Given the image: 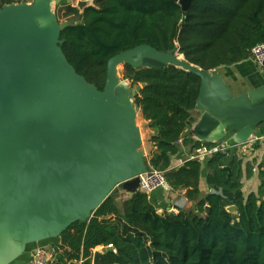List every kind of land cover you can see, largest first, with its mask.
Here are the masks:
<instances>
[{"label":"trees","instance_id":"1","mask_svg":"<svg viewBox=\"0 0 264 264\" xmlns=\"http://www.w3.org/2000/svg\"><path fill=\"white\" fill-rule=\"evenodd\" d=\"M11 2L0 0V7ZM63 16L71 23L60 32V47L76 72L99 90L108 59L139 44L160 51L176 46L187 62L212 70L249 59L251 48L264 42V0H193L186 10L178 0H93L82 10L67 6ZM121 74L132 87L141 85L134 105L148 121L153 132L148 141L155 147L144 157L147 168L162 171L192 207L159 212L144 192L112 194L86 222H73L58 237L63 260L93 264V249L102 246L97 264H264V161L256 166L257 191L246 196L242 161L229 150L173 167L171 158L182 157L179 141L191 151L213 145L186 132L194 121L200 78L173 65L124 64ZM204 161L206 183L218 188L207 194L199 189ZM254 167L246 164V177ZM230 205L234 213L227 210Z\"/></svg>","mask_w":264,"mask_h":264},{"label":"water","instance_id":"2","mask_svg":"<svg viewBox=\"0 0 264 264\" xmlns=\"http://www.w3.org/2000/svg\"><path fill=\"white\" fill-rule=\"evenodd\" d=\"M61 1L0 7V264L22 256L28 244L58 238L75 221L86 222L108 196L141 191L139 175L147 166L134 105L141 85L119 76L124 64L173 65L200 78L199 117L191 124L201 144L244 143L264 122V83L234 95L215 69L187 62L176 46L160 51L139 44L118 52L108 59L99 90L60 47V32L71 23L53 10ZM192 1L178 0L182 10ZM88 5L78 0L80 10ZM100 256L95 251L92 263Z\"/></svg>","mask_w":264,"mask_h":264},{"label":"crops","instance_id":"3","mask_svg":"<svg viewBox=\"0 0 264 264\" xmlns=\"http://www.w3.org/2000/svg\"><path fill=\"white\" fill-rule=\"evenodd\" d=\"M216 72L220 75L227 87L232 91L234 95L244 93L250 89H253L257 86H260L264 83V68L255 64L250 58L239 61L237 63L228 65V66H218L215 68ZM193 122L197 121L199 114L192 110ZM144 120V119H143ZM145 131L147 134L146 147L143 149L144 156L149 157L150 153L154 151L155 147L151 142L148 141L149 136L153 133L152 130L148 127V121L144 120ZM192 124L186 128V132L191 133ZM191 137L194 138V135L191 133ZM223 143L224 141H218L217 143ZM179 149L182 152V157L171 158V165L177 167L181 165L186 158H192L195 155L196 149L191 151L189 146L183 145L181 141L178 142ZM229 151L231 153H236L241 159V191L244 196L250 192H256L257 187L260 183V178L256 166L259 162L264 161V122L260 123L249 140L238 144L230 145ZM206 160V157L203 158ZM202 159V160H203ZM250 162L255 166L253 168V174L251 177H246L245 175V166ZM207 172L206 161L201 162V171L199 177V189L201 193L207 194L212 191V186H208L205 181V174ZM126 194H123V197H126ZM150 201L157 207L158 210H167L170 212H177L178 210H188L191 209L192 203L189 202L183 195V191H163L156 190L148 194ZM234 213V210L232 211ZM59 244V238L49 239L41 242L32 243L26 246V249L22 256L11 262L10 264H28V261L31 256L33 249L39 245H44L52 251L53 259L60 264H77L76 262H65L63 257L58 252L57 246ZM102 246H96L93 249V254L95 251H99L101 254L103 252Z\"/></svg>","mask_w":264,"mask_h":264},{"label":"built area","instance_id":"4","mask_svg":"<svg viewBox=\"0 0 264 264\" xmlns=\"http://www.w3.org/2000/svg\"><path fill=\"white\" fill-rule=\"evenodd\" d=\"M255 64L264 68V42L254 45L250 51L249 57ZM229 150V146L223 143H213L209 147L202 146L196 149V153L192 158H197L202 160L207 158L215 152L222 151L225 152ZM139 189L146 193L150 194L156 190L170 191L172 190L169 184L167 183L164 173L155 168H147V170L139 175ZM111 247V245H108ZM52 251L44 245H39L33 249L31 252L30 259L28 264H56V261L53 259Z\"/></svg>","mask_w":264,"mask_h":264},{"label":"rangeland","instance_id":"5","mask_svg":"<svg viewBox=\"0 0 264 264\" xmlns=\"http://www.w3.org/2000/svg\"><path fill=\"white\" fill-rule=\"evenodd\" d=\"M17 1H28V2H30L31 0H15V2H17ZM77 3H78V0H69L68 3L66 1H61L59 4H55L53 10L56 13L59 21H65V18L67 16H63V14L66 11L67 6H72V7H76L77 9H79L77 7ZM87 3L92 4L93 0H87ZM121 70H122V67H119L118 73H119V76L122 78L123 76L121 74ZM135 119H136V123L139 126L140 131H141V137H142L141 149L143 150L146 147L147 134L145 131L146 126H145L144 120L142 119V117L140 115L139 110H137Z\"/></svg>","mask_w":264,"mask_h":264}]
</instances>
